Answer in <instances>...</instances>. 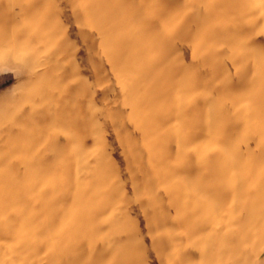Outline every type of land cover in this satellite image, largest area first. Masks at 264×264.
<instances>
[{
    "label": "rangeland",
    "instance_id": "rangeland-1",
    "mask_svg": "<svg viewBox=\"0 0 264 264\" xmlns=\"http://www.w3.org/2000/svg\"><path fill=\"white\" fill-rule=\"evenodd\" d=\"M0 264H264V0H0Z\"/></svg>",
    "mask_w": 264,
    "mask_h": 264
}]
</instances>
